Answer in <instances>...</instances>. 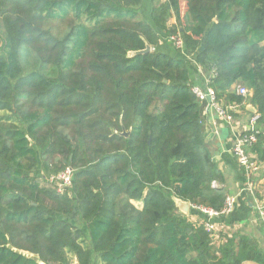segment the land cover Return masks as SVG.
I'll return each mask as SVG.
<instances>
[{"label":"trees","instance_id":"16d2710c","mask_svg":"<svg viewBox=\"0 0 264 264\" xmlns=\"http://www.w3.org/2000/svg\"><path fill=\"white\" fill-rule=\"evenodd\" d=\"M205 78L226 105L253 93L264 161V0H0V264H264L176 204L228 196L192 92Z\"/></svg>","mask_w":264,"mask_h":264},{"label":"crops","instance_id":"0c3cea01","mask_svg":"<svg viewBox=\"0 0 264 264\" xmlns=\"http://www.w3.org/2000/svg\"><path fill=\"white\" fill-rule=\"evenodd\" d=\"M144 5L149 6L150 0H144ZM245 108L241 107L235 115L237 121L236 126L233 128L218 119L213 112L204 116L206 142L213 160L218 164L224 176L225 183L222 187L227 189L228 195H236L238 197L237 206L230 214L212 219V222L218 227V237L214 241L217 245H220L232 237L246 236L251 238L264 253V224L258 218L255 199L246 193L240 194L243 184L246 182V176L232 153V149L243 130L252 128L253 112L249 107ZM257 126L258 124L253 128L257 129ZM249 152L251 153V151ZM252 156L257 159L256 155L252 154ZM260 162L264 163V161ZM253 183L256 200L263 202L264 171L253 176ZM179 211L181 212L180 208ZM181 213L195 224H202V222L207 220V217L199 210L191 208V204L187 215L183 212ZM245 264L254 263L247 262Z\"/></svg>","mask_w":264,"mask_h":264},{"label":"built area","instance_id":"2783aa9c","mask_svg":"<svg viewBox=\"0 0 264 264\" xmlns=\"http://www.w3.org/2000/svg\"><path fill=\"white\" fill-rule=\"evenodd\" d=\"M159 3H165L168 0H157ZM168 41L172 45L180 50H184V40L181 34H175L168 37ZM199 71L202 73V69L199 67ZM211 81L209 78H205L200 84L192 86V92L196 96L199 102L204 104V116L213 112L217 115L218 119L225 122L232 128L236 126L235 115L239 112L242 105L230 104L226 105L222 100L218 98V95L214 88L211 86ZM237 94L243 96L247 101L244 102L246 107H249L251 111L254 106L249 102V98H252L253 93L242 86L235 87ZM260 115L255 112L253 113L251 127L250 129H244L241 136L239 137L237 143L232 149V153L236 158L239 166L243 169L246 176V182L243 184L241 193H246L255 199V207L259 220L264 224V201L259 202L255 198V187L253 183V176L257 175L259 172L264 171V163L255 159L249 152V149L253 147L258 142V135L260 131L253 128L257 125ZM75 170L72 167H66L59 173L52 175L48 178L50 184L55 188L56 192L60 195L65 194L67 191L71 190L74 185V175ZM238 197L236 195H228L225 199L224 206L221 210H214L207 207H196L191 206V208L199 210L203 215L207 217V220L202 222L201 225L204 226L205 230L211 235V237L216 239L218 233L217 225L212 222V219L220 218L230 214L237 206Z\"/></svg>","mask_w":264,"mask_h":264},{"label":"water","instance_id":"95a60500","mask_svg":"<svg viewBox=\"0 0 264 264\" xmlns=\"http://www.w3.org/2000/svg\"><path fill=\"white\" fill-rule=\"evenodd\" d=\"M152 51H153L152 47L151 46H147L146 49H144L142 51L135 52V53H130V56L134 55V54H138V53H141V54L150 53ZM252 112L253 113L257 112L255 107L252 110ZM176 204H177L178 209L180 208L181 212H183V213H185L187 215V213L189 211L190 203L176 199ZM73 264H79L78 260H75V262Z\"/></svg>","mask_w":264,"mask_h":264},{"label":"rangeland","instance_id":"374dc122","mask_svg":"<svg viewBox=\"0 0 264 264\" xmlns=\"http://www.w3.org/2000/svg\"><path fill=\"white\" fill-rule=\"evenodd\" d=\"M180 11L181 13L184 12V3L182 2L181 3V7H180ZM170 24H176L177 23V19L175 16L172 17V19L169 21ZM68 24L66 25H56L58 27V32H63L64 31V28L63 27H67ZM178 50V49H177ZM180 51V50H179ZM183 52V51H181ZM50 162H53V161H50ZM135 205L139 208V209H142V204L141 203H135Z\"/></svg>","mask_w":264,"mask_h":264}]
</instances>
